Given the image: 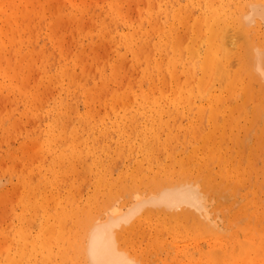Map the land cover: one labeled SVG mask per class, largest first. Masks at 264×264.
I'll list each match as a JSON object with an SVG mask.
<instances>
[{"label": "rangeland", "instance_id": "1", "mask_svg": "<svg viewBox=\"0 0 264 264\" xmlns=\"http://www.w3.org/2000/svg\"><path fill=\"white\" fill-rule=\"evenodd\" d=\"M190 1L191 0H4L2 2L4 4V12L2 13L3 20L0 23V26L2 27L0 31L5 29L6 33L13 34V32L16 33V30H18L20 35H18L19 33L17 32V48L21 49L20 52L17 51L16 46H13L15 43L12 42L11 44H5L6 47L4 48V51L0 52V84H3L4 86L0 96L3 95V100L6 96H12L13 98H11V102V100L8 101L10 98L7 97L6 106L4 105L3 100L1 101L2 104H0V161H4L3 164L6 166L2 167L3 164H0V244H3V242H6L7 245L12 243L14 237L17 238L19 230L27 224L28 218H30V213L27 208L19 205L18 203L16 204V201H11L13 200V195H15V191L19 193L24 189L23 184L24 186L28 185L26 188L27 192L28 189L32 188L31 193L35 190L48 191L47 194L53 191V196L56 197V200L50 204V211L52 213L62 212L64 210V208H57L60 204H62L63 207L71 206V203L79 205L88 196L90 199L95 200L101 198L100 195L94 196V193L98 192L96 177L93 175L96 173H91L90 168L89 171L87 170V166H89V164L94 166L95 160L111 165L112 169L116 170L114 171V177L117 180L128 176L126 173L127 167H129L128 173L135 171L137 169L138 162H143L142 170H140V172H135V174H137L140 178L145 174H147L145 175L147 178V169L149 168H168V170L159 171L158 174H160V176L177 173L181 170H187L191 177L195 173L193 180L197 178L196 180L200 182L202 190L207 191L209 189L208 191H211L210 193L208 192L209 198H211L210 210L212 211V218L218 219L216 220L217 225L223 228H218L221 230V233H214L215 238H212V235H203V233L197 234L196 232L198 231L191 222L177 221L172 223L171 221L176 219V217H171V219L166 217V220L158 225L156 215H146L142 218L143 221L141 223H137L133 227L134 229L128 232V237L131 239H129V242L127 241L131 247L130 250L135 252L136 257L141 260L142 264H150L151 260L154 262L151 264H188L190 260H192L190 259V254L193 253L192 251L195 247H201L204 251H207V249H210L211 243L215 241L220 242L221 239H225V237L230 240L231 238H235L239 235L242 239L245 234L250 235L255 234V232L258 236L260 234L263 236L264 107L263 105H260L263 109L261 111L260 107L258 108V106H256L258 102L260 103V101L255 102L254 100V97L258 96L257 92L254 89L249 91L242 85H238L236 88L237 92L228 98L229 113L231 115V117L229 116V120H231V124H229L228 131L225 130V138L228 142L225 141L226 145H223L221 150L225 158H216L214 164L211 161L212 165H210V163L209 166L207 162L211 159L208 161L200 160L201 157H205L204 149L201 147V141L204 140L205 136L212 128V125H209L212 123H210L209 120V111L205 114L206 116L199 120L200 129L198 137H196V133L194 135L190 132V130L193 128V117L197 116L198 107L188 111L186 115H189V118L187 119L184 116L187 109L176 111V109L168 102V98L174 96L175 92L169 80L170 71L165 64L163 57L166 52L171 53V48L168 47L166 40L162 38L161 43H163L167 48L162 52V54H160L154 49V44L160 39L157 30H161L164 27L168 30L173 24L172 18L167 21V15L171 17L174 10H179L181 7H185L184 10L187 13H185L184 16L187 17L188 14V17L184 22L179 24L177 31L180 35L181 43H183L182 51L178 56L181 57L183 51L185 50V53L183 54L185 57L183 56L182 60L183 65H179L180 68H178V78L182 85H184L185 82L187 83L188 78L186 77V71L188 73L192 68V73L190 74L189 72V74H194L193 77L195 85L199 83L201 78V72L199 70L195 72V68H191V57L187 51L189 41H191L195 36H200L202 33V30L195 27L194 17L196 15L192 17L189 16L191 12L187 10L189 9L187 6H189L188 3ZM231 1L232 3L241 2L238 4L241 10L247 8L250 1L256 2V0ZM259 1V3L262 2L261 0ZM245 5H247V7ZM193 13L198 14L199 12H196L195 10ZM189 18H191V20ZM260 18L261 17L258 19ZM178 19L180 18L178 17ZM260 20L262 21V19ZM158 27L159 29H157ZM9 29L11 31H8ZM130 32H133L134 34L136 33L135 38L142 37L145 42L150 43L153 48L152 50H154V54H151L152 50L150 52L151 47H149L146 50L147 52L144 51L140 55V59L137 60L132 51L121 41V38L123 37L122 35L124 33L129 34ZM106 34L110 36H107ZM0 35H2V33H0ZM13 47L14 51L12 50L11 52V48L13 49ZM30 51L37 53L36 57L34 56L35 58L33 57V59L39 60L41 58L38 64L35 65V68L33 67V64H28L30 58H32L29 55ZM71 51L73 52L71 53ZM10 53H12L11 55L13 57L10 56ZM56 54L57 56H55ZM150 55L153 56L151 57ZM39 56L41 57L39 58ZM107 57L110 59H107ZM187 57L189 64L186 61ZM17 58L23 59L22 66H18L16 64L15 61ZM105 59H107V61ZM157 60L161 61V70L159 72L152 73L151 68L148 67H151L152 63ZM11 61H14L13 65ZM104 61L108 63H104ZM99 62L101 63L99 64ZM106 64H108L107 67ZM139 64L140 66L138 67L137 65ZM92 67H94V69ZM236 67L238 68V66ZM40 71H42V73ZM20 72H25L27 76H25V79L23 80L24 88L19 93L17 91H12L13 89L8 87V85L16 80L17 73L19 74ZM60 72L65 73L64 79H69L66 76L68 72L73 78L72 82H69L68 80L63 82H69L71 86L70 90H62L61 92L58 91L57 94V90H55L54 93L56 94V98H52L49 104L44 102L41 106L37 107L39 98H30L29 95L31 94L29 91L31 89L30 86L34 84L33 80L37 78V76L35 77V74H38L40 78L46 77L48 80L50 77L55 78V76ZM159 73H162L165 81H161L159 79ZM126 75L127 79H125ZM260 78H258V80ZM80 79L83 80L81 81ZM213 81L216 83L218 82V79ZM29 82H32V84ZM261 83V88L263 89V80H261L259 84L261 85ZM25 84H27V86H25ZM256 85L260 86L258 83ZM84 87L94 91L95 93H98L100 88H104V92L110 91L112 93L109 92L108 100L106 97H103L105 93L103 96L97 94L95 100L91 101L90 104H87L88 99L81 91ZM112 88L115 89L113 90ZM220 89L223 92H226L225 86L220 87ZM154 91H156L155 94H152ZM260 91L261 95L264 94L261 89ZM260 91L258 90V92ZM60 94H62V97ZM146 95H149L147 101L161 100L160 103L164 105L166 111V115L164 114V117L168 118L169 124L171 123L172 125L166 129L172 128L175 132L173 136L177 134L166 147L161 146L159 142L156 143L151 141L147 143L148 145L146 148H143L142 143L140 144L141 139L138 137L135 141H130L135 143L130 145L127 141L125 142V138L119 137L115 128L111 125L116 118V114H122L123 112L129 113L131 111L141 112V109L144 106L143 104L147 102L145 100ZM61 98L64 99L63 101L65 104L70 106L72 110H70V112L66 115L67 118L65 116V118L69 120L67 132L61 139H59L58 143L53 145V147H66L69 142L68 140L73 139L71 133L72 128L77 127V130L79 129L77 133L83 136L84 139L89 138L88 142L91 141V143H89L90 145L84 149L83 152V160H86L87 158L89 161L86 160V162L85 160H82V162H78V164L80 163L79 165L76 163L74 167H71L67 163L68 158L61 165H59L58 161H54V158L57 156L55 154V156H50L49 159L46 158L47 161L45 160L43 166L40 165L42 173H31L29 172V165L30 167L36 168L40 162L36 158L35 160H31L32 162H29L28 164L27 161H25V158L21 156V153L19 154L18 151L20 152L23 150L32 153L34 152L31 150L32 148L35 150L38 145H41L43 142H49L48 139L53 134L59 135L61 126L56 123V115L53 113L52 107L54 106V100H61ZM124 98L128 99L129 104L133 101V104H130L128 107V102L125 106L120 104L118 101H121ZM259 98L261 99V96H258V99ZM255 99H257V97ZM263 100L264 98L262 101ZM125 107H127V109ZM29 110H32L34 113L29 112ZM99 111L102 116H100ZM111 111L113 112L110 113ZM259 112L260 115L262 114L263 116H258ZM169 114L172 115L170 116ZM219 116H221V118L217 119L218 124L224 122L222 114ZM257 116L260 117V121L256 120V118L259 119ZM177 117H180V119L185 118V120L181 119L183 121H179V118L177 119ZM79 118H81L80 122H78ZM86 119L89 121L91 119L93 120H91V123H88V128H91H89V130H86L83 125ZM34 120L37 121V124L34 123ZM255 120L259 122V124H257ZM174 121L177 122L176 125L178 126L173 125V123L175 124ZM10 124H13L15 129L11 127L10 131L7 132L6 129L10 126ZM21 125L25 127V129H23ZM22 131L24 133H21ZM13 133L15 136L11 138ZM16 133L20 135L18 136ZM165 137L166 134L163 135V138ZM194 138L196 141L198 139L197 143ZM185 140L189 141V143H185ZM25 141L27 142V145L23 148L22 144ZM37 142L38 145H36ZM99 145L101 147H99ZM111 145L112 147L110 148ZM120 145L122 146L121 150L115 152V149H117ZM170 145L172 146L171 149L169 147ZM173 148H175V150H173ZM132 149H134V151ZM97 150L100 151V153ZM69 155L70 154L66 156ZM147 158L152 160H147ZM51 159H53L54 162L52 166L50 165ZM129 159H132V161L130 160V162H128ZM212 160L215 159L212 158ZM84 162L86 163L85 166L82 164ZM21 163H23V165H21ZM183 164H186V168H182ZM17 166L18 168H21L18 170ZM53 172H58L59 175L57 176V173H55L52 181L49 182L48 180H44L40 183V178L42 177L41 175H43V178L47 177L49 179V175ZM67 174H69V176ZM202 174L203 177L200 176ZM199 177H201L200 180ZM153 181L148 184L152 186H149L148 188L146 187L147 190L155 188ZM221 188L225 191L220 190ZM215 189H218V192L220 190V193L217 191L215 192ZM212 190H214V194ZM223 191L224 194H221ZM122 192H125V190H122ZM126 194H120L122 195L120 196V201L123 203L128 199ZM115 196L117 195L115 194ZM220 196L225 197L220 198ZM58 199L59 201L61 200L60 203H58ZM75 204L74 206H76ZM13 205L16 207H13ZM224 208L227 209L226 212H224ZM10 210L11 212L14 210V212H12L13 215L10 214ZM217 215L222 219L220 220ZM225 215H227V217ZM9 216L14 220H11ZM31 216L34 218L37 217L33 213H31ZM34 218L30 219L31 224H33ZM8 219H10L8 222L10 225H7ZM233 222L236 223L234 224ZM74 224L75 222L72 223V225ZM143 225L145 226L143 227ZM245 225L248 228L250 226H254L256 230L252 227L251 230L247 229V227L242 228ZM39 226L40 225L36 223L34 229L37 230ZM224 228L229 229L228 232L230 234H227V229L225 230ZM164 229H168L169 231L167 230V234L165 233L163 235ZM243 229H247L249 231H243ZM252 229L254 233L252 232ZM257 229L258 231L260 229L261 233H259L260 231L257 232ZM223 230L225 231V234H223ZM178 239L181 240L179 241ZM134 241L136 242L135 244ZM7 242L10 243L8 244ZM168 242H171V244ZM6 244L4 245L7 246ZM157 246L161 248H159L160 251H157ZM165 246H168V248ZM187 248H189V251L192 250V253L186 250L188 253L186 252L185 255L182 254L181 252L184 251L183 249ZM261 252H259L260 255H264V251L262 253ZM75 257L76 256H74V260L68 261V259H66L62 263L84 264L83 258ZM150 257L151 259H149ZM4 259L5 252L0 253V262ZM193 259L197 260H195L194 264H205L206 258L201 259L198 254V257L196 255ZM262 264H264V262Z\"/></svg>", "mask_w": 264, "mask_h": 264}, {"label": "bare ground", "instance_id": "2", "mask_svg": "<svg viewBox=\"0 0 264 264\" xmlns=\"http://www.w3.org/2000/svg\"><path fill=\"white\" fill-rule=\"evenodd\" d=\"M0 1H1L0 2V23H1V21L3 20L2 13L4 12V9H3L4 4L2 2L4 0H0ZM258 1L257 0L256 2L250 1L249 2L250 7L248 6L249 7L248 8L247 7L248 4H247L245 5L247 8H244L245 7L244 6L243 10H241L238 5L241 2L232 3L231 0H191L188 3L189 6L187 7H189V9L187 10L191 12L189 16L192 17L196 15L194 17L195 27L197 29L202 30V33L200 34V36L193 37V39L189 41V46L187 47L188 49L187 51L191 57V60H190L191 68L194 67L195 72H197L198 70L201 72V78L197 85H195V82H194V77H193L194 74L190 75L192 73L191 70L193 68L191 70L189 69L190 71L188 70L190 74L189 72L187 73V71L185 70L186 77L188 78L187 83L185 82L184 85H182V83L180 82L178 78L179 77L178 68H180L179 65L180 66L183 65L182 60H183V56H184L183 54L185 53V50L183 51L181 57H179L178 55L182 51L183 43H181L180 35L179 33H177V31H178L179 24L184 22L188 17V14H187V17L184 16V14L187 13L184 10L185 7H181L179 10H174L171 17L167 15V21L170 18H172L173 20V24L168 30H166L165 27L161 30H157V33H159V38H160L159 41L154 44V49L157 51V53L162 54V52L167 48L165 47L163 43H161L162 38L166 40L168 47L171 48V53L166 52L163 57V60L165 64L167 65L168 70L170 71L169 80L175 92L174 96L169 97V98L167 97L169 104L172 107H174L176 111L187 109V112H185V115H184L185 118L187 119L189 118L188 117L189 115H186L188 111L195 107H198L197 116L193 117L194 119L192 122L193 128L190 130L192 134L195 135L196 133L197 135L196 137H198V132L200 129L199 120L203 118L204 116H206L205 114H207V112L209 111V120H210V123L212 122L209 125H212V128L209 131V133L205 136L204 140L201 141L202 142L201 147H203L204 149L205 157L200 158V160H203V161H206V160L208 161L209 159H211L209 160V162H207L208 166L210 163H211L210 165H212V162L214 164V162L216 161V158H223V159L225 158L221 150H222V146L226 145V142H228L226 141L227 139L225 138L226 137L225 130L228 131L229 124H231V120H229L230 119L229 116L231 117V115L229 113L228 98L237 92L236 91L237 86L242 85L245 89L249 91H252L254 89L257 92L258 96H261V99L260 98L258 99V96H256L257 99H255L256 97H254L255 102L260 101V103L258 102L256 106H258L259 108L260 105H263L264 107V100L262 101V99L264 98V94L262 95L260 94L261 93L260 89L262 90V93H264V90H263L264 88L263 89L261 88L262 83L261 85L259 84L260 81L263 80V85H264V48H263L264 47L263 46L264 44L263 43L264 42V39H263L264 38V1L261 0L263 3L262 2L259 3L260 1L259 2ZM195 10L196 12H199V13L194 14L193 12ZM178 17L180 19H178ZM259 17H261L260 19H262V21L258 19ZM189 19L191 20V18ZM1 28L2 27L0 26V29ZM157 29H159V27ZM8 31H11V30L9 29ZM16 31L19 33L18 30ZM17 32L16 33L13 32V34H9V33H6L5 29H2V31H0V33H2V35H0V52L4 51V48L6 47L5 44L7 45L8 43L11 44L12 42H14L15 45L13 46L14 47L16 46V48L18 47V42H17L18 37L16 36L18 34ZM109 32L107 33L110 34ZM111 32H114V31H111ZM18 35H20V33ZM187 35H188V32H187ZM107 36H110V35H107ZM122 36L123 37L121 38V41L124 44H126V47H128L132 51L134 57L137 60L140 59L141 57L140 55L144 51L147 52L146 50L149 47H151V44L148 42H145L142 39V37L135 38L136 33L135 34L133 32H130L129 34L124 33ZM152 38H153V35H152ZM14 47L13 49L11 48V52L12 50L14 51ZM20 49L21 48H17V51L20 52ZM152 49L153 48L151 47L150 52ZM72 52L73 51H71V53ZM153 52L154 50H152L151 54H154ZM11 54L12 53H10V56H12ZM29 55L32 58H30L28 64H33L34 65L33 67L35 68V65L38 64L39 60L41 59L40 58L41 56H39L40 58L39 60L33 59V57L34 56L36 57L37 55V53L34 51H30ZM55 56H57V54ZM108 58L109 57H107V59ZM107 59L105 60L107 61ZM187 59L188 57L186 58V61ZM106 61H104V63H108ZM143 61H142V65H143ZM13 62L14 61H11L12 65L14 64ZM15 62L18 66H22L23 59L17 58ZM100 63L101 62H99V64ZM187 63L189 64V60L187 61ZM107 66L108 64H106V67ZM137 66L139 67L140 64ZM236 66H238V68ZM161 67H162L161 61L157 60L156 62L152 63L151 67H148V68H151V72L155 73V72H159L161 70ZM92 68L94 69V67ZM40 72L42 73V71ZM25 76H27L25 72H20L19 74L17 73L16 80L10 83L8 87L13 89L12 91H17L20 93L21 90L24 88L23 80L25 79ZM36 76L37 78L33 80L34 84H32V82H29L32 84L30 86L31 89L29 90L31 94L29 95H30V98H39L37 107L41 106V104H43L44 102L49 104L52 98H56V94L58 93V91L59 92H61L62 90L69 91L71 87L69 82H72L73 80L69 72L68 74H66V76L69 79H64L65 73L63 72L58 73L55 76V78L50 77L48 80L46 79V77L40 78L38 74H35V77ZM158 76L161 81H165V78L162 76V73H159ZM258 78L260 79L258 80ZM52 79L54 80V82ZM125 79H127V75ZM215 79H218V82L214 83L213 80ZM65 80H68L69 82L63 83ZM256 82L260 86H257ZM25 86H27V84H25ZM224 86L226 87V92H223L220 89V87H224ZM3 87H4L3 84H0V94L3 91ZM112 89L114 90L115 88H112ZM55 90H57L56 94L54 93ZM168 90H169V87H168ZM258 90L260 92H258ZM81 91L84 95H86L88 99L87 104H90L91 101L95 100V98L97 97V94H100L101 96H103V94L105 93L103 97H106V99L108 100V97H109L108 94L110 92V91L104 92V88L103 89L100 88L99 92L95 93L94 91H91L90 89L85 88V87ZM155 92L156 91H154L152 94H155ZM247 95L249 96L248 93ZM60 96L62 97V94H60ZM2 97L3 95L0 96V102L3 100ZM7 97L10 98L8 101L11 100L12 102V99H13L12 96L11 97L6 96V98L4 97L3 103L5 106L7 103L6 102ZM148 98H149V95H146L145 100L147 101ZM63 100H64L63 98H61V100L55 99L54 106L52 107V111L56 115V123L61 126L59 135L53 134L48 139L49 142L47 141L43 142L41 145H38V142H37L36 145H38V147L36 146L37 148L35 150L34 148H32L31 150L34 151L32 153L26 152L23 150H21L20 152L18 151V153L19 154L21 153V156L25 158V161H27L28 164L29 162H32L31 160L33 159L35 160L36 158L40 162L36 168L30 167L29 165V168H30L29 172L31 173H34V172L42 173L40 165L43 166L46 158L49 159L50 156H55V154L57 156L54 158V161H58L59 165H61L64 161H66L69 158L67 163L71 167H74L76 163L78 164V162H82L84 158L83 156L84 149H86L90 145L89 143H91V141L88 142L89 138L84 139L83 136L77 133V131H79V129L77 130V127H73L71 130L73 139L68 140L69 141L68 143L65 142L68 145L64 148L62 147L54 148L53 147V145L58 143L59 139H61L68 130L69 120L66 119L67 118L66 115L70 112V110H72V108L68 106L67 104H65ZM160 101L159 100H151V101L148 100L145 104H143L144 106L141 109V112L131 111L129 113L123 112L122 114H116V118L111 124L112 127L115 128V131L117 132L119 137L125 138V142L127 141L130 145L135 144L134 142H130V141L132 140L135 141L136 138L138 137L141 139L140 144L142 143L143 148H146L148 145L147 143L151 141H154L156 143L159 142L160 145L163 147L168 146L170 144V141H172V139L176 137L175 135L177 134L173 136V134L175 133L174 130H172V128L166 129L167 127H171L172 125L171 123L169 124V119L164 117L166 115L165 114L166 111H165L164 105H162ZM118 102L120 104H123L124 106L128 102L127 107L130 106V104H133V101L129 104L128 99H125V98L122 99L121 101L119 100ZM0 104H2V102ZM5 106H4V109H5ZM246 106H249V105H246ZM127 107L125 108L127 109ZM63 109H66V110H63ZM260 110L262 111L263 109L260 107ZM29 112L34 113L32 110H29ZM112 112L113 111H111L110 113ZM260 112L258 113L259 114L258 116H263L264 114L260 115ZM99 114H100V111H99ZM220 114H222L224 118V122H221L220 124H218L217 119L221 118V116H219ZM169 115L171 116L172 114H169ZM100 116L102 115L100 114ZM185 118H181V119L185 120ZM258 118L259 119L256 118V120L260 121V117ZM177 119L179 121H183L180 119V117H177ZM80 120L81 118H79L78 122H80ZM91 120L89 121L88 119H86L84 121L83 125L86 130H89L90 128V127L88 128V125H89L88 123H91ZM257 121L256 123L259 124V122ZM36 122L37 121H35L34 123ZM176 124L177 122H175V124L173 123V125L178 126ZM201 126H202V123H201ZM11 127H13V124H10V126L6 129V131L7 132L10 131ZM21 127L25 129V127H23L22 125ZM96 128H97V124H96ZM21 133H24V132L22 131ZM164 134H166L165 138H163ZM14 136L15 134L13 133V136H11V138ZM3 140H4V136H3ZM101 140H102V137H101ZM189 140H192V139H189ZM186 141L187 140H185L184 142L189 143V141L187 142ZM197 141L195 139L196 143ZM26 145H27V142L25 141L23 142L22 147L25 148ZM99 147L101 146L99 145ZM111 147L112 145L110 146V148ZM134 147H137V146H134ZM169 147L171 149L172 146L170 145ZM121 148H122L121 145L118 146V148L115 149V152L120 151ZM134 149L132 150L134 151ZM173 150H175V148H173ZM98 152L100 153V151ZM68 154L70 155L66 156ZM102 156H103V153H102ZM212 158L215 160H212ZM86 160L89 161L87 158ZM130 160L132 161V159H129L128 162H130ZM147 160H152V159L147 158ZM3 162L4 161H0V164L2 165ZM53 163H54L53 159H51L50 165L52 166ZM82 164H84L85 166L86 163L84 162ZM21 165H23V163H21ZM3 166L6 167L4 164L2 165V167ZM185 166L186 164H183L182 168H186ZM142 167H143V162H138L137 169L130 173H128L129 167H127L126 173L128 176L117 180L114 177V171L116 170L112 169L111 165L107 163H102L99 160H95L94 166L92 164H89V166H87V170L89 171V168H90L91 173H96L93 175H95L96 177V186L98 187V192H95L94 196L100 195L101 198L95 200V199H90L88 196L79 205L74 203L76 206H74V204L71 203V206L63 207V205L60 204L57 208H64V210L62 212H56V213H52L50 211L51 202H54L56 200V197L53 196V191L47 194L48 191L46 192L42 190L40 191L35 190L33 193H31L32 188L28 189V192H27L26 188L28 187V185L24 186L23 184L24 189L21 192L18 191L19 193L15 191L14 192L15 195L12 194L14 197H13V200L11 201H16L15 202L16 204L18 203L19 205L27 208L30 213V218H28L27 224H25V226L19 230V232L17 233V238L14 237V240L12 243L9 242L10 243L9 244L7 242L9 245H7L6 242H3V244H0V247H1L0 253L5 252V259L2 260L0 264H63L62 262H64L66 259H68V261L74 260V256H76L77 258L78 257L83 258L84 264H142L141 260L136 257L135 252L130 250L131 247L129 246L127 241L129 242V239H131L128 237V232L134 229L133 227L137 223H141L143 221L142 218L146 215H149V216L156 215L157 216L156 220L158 222V225H160L161 222L166 220L165 219L166 217H169V219H171V217H176V219L171 221L172 223L177 222V221L191 222L192 225H194L196 230L198 231L196 232L197 234L203 233V235H209V236L212 235V238H215L214 233L219 234L221 230H219L218 228L220 229H223V228L217 225L216 220L218 219L212 218V211L210 210V207H211L210 199L211 198H209V193L211 191L209 192L208 191L209 189L207 191L202 190L200 182L196 180L197 178L193 180V176L195 173L191 177L189 175L190 173L188 174L187 170H181L177 173L165 174L163 176H160V174H158L159 171L168 170V168L166 167H162L159 169L149 168L147 169L148 171L147 178L145 177V175L147 174H145L143 177L141 176L140 178L137 174H135V172H140V170H142ZM154 171H155V174H154ZM55 173H57V176L59 175L58 172H53L51 173V175H49V179L47 177L43 178V175H41L42 177L40 178V183H42L44 180H48L49 182L52 181L54 179ZM67 175L69 176V174ZM200 176L203 177V174ZM200 178L201 177H199V180ZM151 181H153V184H155V188L147 190L149 186L150 187L152 186V185H148L151 183ZM218 189H215V192ZM122 190H125V192H122ZM220 190H224V189L221 188ZM220 190L219 192L218 191L217 192L220 193ZM126 191H127V194H126ZM212 191L214 194V190ZM224 191L221 194H224ZM122 193L126 194L128 197V199L126 198L127 201L124 203L120 201L121 200L120 196H122L120 194ZM115 194L117 196H115ZM222 197H225V196H222ZM222 197L220 196V198ZM57 201H59V199ZM60 202L61 200L58 203ZM13 207H16V206L13 205ZM224 210L222 211L226 212L227 209L224 208ZM9 212H11V210ZM12 212H14V210H12ZM12 212L10 214H12ZM31 213L35 214L37 217L34 218L33 216H31ZM225 216L227 217V215ZM11 218L12 217H10V219ZM31 218H34L33 224H31L30 222ZM218 218L220 220L222 219L220 217ZM10 219H8L7 225H10V223L8 224ZM11 220H14V219H11ZM34 222L40 225L37 230L34 229L35 224H36ZM73 222H75L74 225H72ZM233 223L235 224L236 222H233ZM144 226L145 225H143V227ZM246 227L247 226L245 225L242 228H246ZM251 227L254 228V226H250L249 228L247 227V229L251 230ZM247 229L246 230L243 229V231H249ZM167 230L168 229H164V233L162 232L163 235L165 233L167 234V232L169 231ZM228 231L229 229H227V234H230ZM259 231L257 229V232L261 233L260 229ZM252 232H253V229H252ZM223 234H225V231L223 232ZM255 234L257 233L255 232ZM255 234H250V235L245 234V236L242 239L239 235L236 236L235 238H231L230 240L225 237V239L222 238L220 242L215 241L211 243L210 249L209 250L207 249V251H204L203 248L201 247H195L193 251L191 250L193 253L188 250L189 248L183 249L184 251L181 253L184 255L186 254L187 251L192 253L190 254V259L192 260H190L188 264H194L196 259L194 260L193 258H195L196 255L198 257V254L200 255L201 259L206 258L205 264H262L264 262V255H260L259 252H261L262 250L264 251V240H263L264 233H262L263 236L261 234L259 236L258 234L257 235ZM134 240H135V236H134ZM5 241H6V237H5ZM172 242H173V239H172ZM135 243L136 242L134 241V244ZM4 244H6L7 246H5ZM169 244H171V242ZM159 246H157L158 249L161 247ZM168 246H165V247L168 248ZM158 249L157 251H160L161 248L159 250ZM149 259H151V257ZM158 261H161V260H158ZM151 263H154V262H152L151 260L150 264Z\"/></svg>", "mask_w": 264, "mask_h": 264}]
</instances>
